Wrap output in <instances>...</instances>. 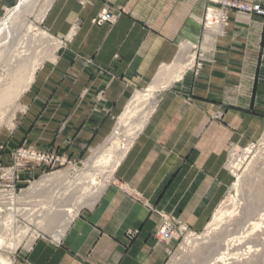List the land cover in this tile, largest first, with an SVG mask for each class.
Wrapping results in <instances>:
<instances>
[{
	"label": "crops",
	"instance_id": "obj_1",
	"mask_svg": "<svg viewBox=\"0 0 264 264\" xmlns=\"http://www.w3.org/2000/svg\"><path fill=\"white\" fill-rule=\"evenodd\" d=\"M241 1L264 8V0ZM12 2L0 0V8ZM208 5L51 1L44 28L66 46L22 101L29 112L44 114L31 131L38 144L59 147L75 139L81 148L100 146L138 92L163 70L184 69L154 93L111 183L61 238L36 241L14 264H165L173 242L157 238L162 220L153 210L193 229L208 221L223 193L229 144L258 130L261 123L250 114L264 112V19L230 9L208 12ZM103 10L116 21L94 25ZM99 112L110 115L100 119ZM220 112L222 121L215 117Z\"/></svg>",
	"mask_w": 264,
	"mask_h": 264
},
{
	"label": "rangeland",
	"instance_id": "obj_2",
	"mask_svg": "<svg viewBox=\"0 0 264 264\" xmlns=\"http://www.w3.org/2000/svg\"><path fill=\"white\" fill-rule=\"evenodd\" d=\"M51 1H35L19 12L13 27L15 37L0 51V97L31 78L16 99L0 104V264H14L44 237L61 238L73 217L91 205L108 185L126 152L118 144L116 166L104 175L95 171L94 164L109 148L107 142L125 111L115 119L113 129L100 146L81 148L75 139H68L65 146L43 145L35 141L36 135H31L44 114L29 112L22 103L23 97L34 88L38 73L47 64L59 61V53L66 46L44 28L45 18L42 19ZM223 2L208 0V12L212 7L227 10ZM19 3L20 0H13L11 5L0 8V23ZM104 11L114 14L109 10L101 13ZM101 13L92 20L94 25ZM250 115L261 123L260 127L252 135L248 133L229 144L222 171L225 181L221 200L202 227L193 229L171 214L153 210L162 223L168 217L173 226L169 241L156 234L161 241L173 242L165 264H264V112ZM215 117L222 121L223 113ZM244 140L247 141L243 143ZM127 144L128 148L130 143ZM75 147L81 150L78 154L70 152ZM235 165L239 167L235 169ZM91 175H96L100 183L98 192L89 190Z\"/></svg>",
	"mask_w": 264,
	"mask_h": 264
},
{
	"label": "bare ground",
	"instance_id": "obj_3",
	"mask_svg": "<svg viewBox=\"0 0 264 264\" xmlns=\"http://www.w3.org/2000/svg\"><path fill=\"white\" fill-rule=\"evenodd\" d=\"M35 1L37 2L38 0H20L19 5L11 9L8 12V15H6L7 17L0 23V51L5 44H7L10 40H12L15 37V30L13 27H14V22H15V18L17 14L23 11L24 9H26L27 7H29V5L31 3H34ZM210 10H215V9L211 8ZM39 34L42 37L49 36L46 33H39ZM178 69L179 71L174 74H171L170 70H163L159 74L158 79L155 81V83L151 87H149L147 90H144L143 92H138L134 96L129 106L126 108L125 112L120 117L119 123L117 124V128L115 129L112 138L107 142L108 143L107 146L109 145V148L107 149L105 153H103V155H101V159L94 164V167L97 168V170L95 171L100 172L101 175H104L109 170H112L114 166H116L115 164L117 163V161H119L118 154L116 153V150H118L117 149L118 144L122 145L123 151L125 149L127 151L130 148L133 139L135 138L137 133L142 129L144 122L146 121V119L148 118L152 110V107L154 105V99H155L154 93L166 87L167 85L172 83V81L177 80V78H180V75L181 73H183L184 68H178ZM167 76L172 77V79L166 78ZM29 80H31V78L27 79V81L26 80L22 81L19 84L18 89H13L10 92L7 91L8 93H4L0 97V104L3 105L8 102L11 103V101L16 99V96L18 95L19 91H22V89H24L26 86L29 85L28 83ZM128 142L130 144H129V147L127 148ZM238 167L239 165H235V169H237ZM96 175H91L88 179L89 184L91 186L89 190L93 192L95 191L98 192L100 188V183L97 182V179L95 177ZM70 191L71 189H69V192ZM65 196L67 195H64L63 197ZM69 213L72 214L73 213L72 210H70ZM4 264H10V263L4 261Z\"/></svg>",
	"mask_w": 264,
	"mask_h": 264
},
{
	"label": "built area",
	"instance_id": "obj_4",
	"mask_svg": "<svg viewBox=\"0 0 264 264\" xmlns=\"http://www.w3.org/2000/svg\"><path fill=\"white\" fill-rule=\"evenodd\" d=\"M223 1H224L223 6H225L228 9H234L244 14H254L256 16L264 17V8H262L261 5L246 4L240 0H226V2L225 0ZM116 19H117L116 15L104 11L103 13H101L99 18L95 20V24L97 26H102L104 24H113L116 21ZM172 227H173L172 223L170 222L169 218L166 217L161 225V228L158 231V236L164 241H169L173 236ZM129 235L132 238L134 237L133 233H130Z\"/></svg>",
	"mask_w": 264,
	"mask_h": 264
}]
</instances>
